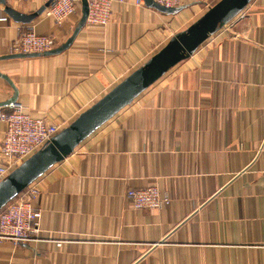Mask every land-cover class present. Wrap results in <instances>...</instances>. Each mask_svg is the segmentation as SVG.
I'll return each mask as SVG.
<instances>
[{"label": "crops", "instance_id": "1", "mask_svg": "<svg viewBox=\"0 0 264 264\" xmlns=\"http://www.w3.org/2000/svg\"><path fill=\"white\" fill-rule=\"evenodd\" d=\"M218 1L182 0L174 14L115 3L111 22L86 24L69 49L0 59V72L28 111L66 127ZM8 2L25 13L46 3ZM5 16L0 5V56L30 28L60 45L80 21L79 14L62 25L45 13L29 24ZM14 94L0 76V102ZM5 128L0 122V146ZM38 183L37 240H0V264H264V0H253ZM152 185L171 204L132 208L126 191Z\"/></svg>", "mask_w": 264, "mask_h": 264}, {"label": "water", "instance_id": "2", "mask_svg": "<svg viewBox=\"0 0 264 264\" xmlns=\"http://www.w3.org/2000/svg\"><path fill=\"white\" fill-rule=\"evenodd\" d=\"M252 1L219 0L187 28L175 33L161 49L123 78L99 100L81 112L77 118L0 182V211L31 183L71 155L84 140L123 108L131 104L169 70L190 58L211 36L239 17ZM54 2L55 0H49L32 13H25L14 8L8 0H0V5L4 7V12L14 21L29 24L43 15ZM144 2L147 6L167 14H174L183 8L182 6L166 7L154 0H144ZM81 3L80 21L73 34L65 42L42 53H15L0 56V59L55 55L69 49L87 22L88 2L82 0ZM0 76L8 80L15 90V94L11 98L0 102V107H3L18 100V90L8 76L1 72Z\"/></svg>", "mask_w": 264, "mask_h": 264}, {"label": "built area", "instance_id": "3", "mask_svg": "<svg viewBox=\"0 0 264 264\" xmlns=\"http://www.w3.org/2000/svg\"><path fill=\"white\" fill-rule=\"evenodd\" d=\"M81 1L55 0L44 13L53 18L57 25H62L75 14H79L81 18ZM154 1L166 7H176L182 2V0ZM87 2L89 13L86 24L106 26L112 20L113 5L125 4L127 0H87ZM134 3L138 6L145 4L144 0H134ZM2 19L7 20L8 16ZM57 46L59 40L55 35L38 34L34 28H30L23 31L9 49L10 54L42 53ZM7 107L6 110L0 107V122L6 124L0 146V182L65 127L63 122H50L46 118L34 116L18 100ZM40 196L41 188L37 179L4 207L0 212V240H10L14 244L37 240L42 216V209L38 205ZM126 196L131 200L132 208L136 210L161 209L172 202L170 194L162 192L158 185L130 188L126 191ZM63 242L56 240L59 247Z\"/></svg>", "mask_w": 264, "mask_h": 264}, {"label": "trees", "instance_id": "4", "mask_svg": "<svg viewBox=\"0 0 264 264\" xmlns=\"http://www.w3.org/2000/svg\"><path fill=\"white\" fill-rule=\"evenodd\" d=\"M3 209H4V208H3ZM3 209H2V210H3ZM2 210H1V211H2ZM1 211H0V212H1Z\"/></svg>", "mask_w": 264, "mask_h": 264}]
</instances>
